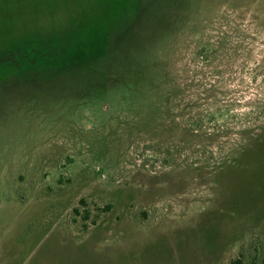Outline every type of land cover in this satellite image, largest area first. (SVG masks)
I'll use <instances>...</instances> for the list:
<instances>
[{"label": "rangeland", "instance_id": "374dc122", "mask_svg": "<svg viewBox=\"0 0 264 264\" xmlns=\"http://www.w3.org/2000/svg\"><path fill=\"white\" fill-rule=\"evenodd\" d=\"M0 264H264V0H0Z\"/></svg>", "mask_w": 264, "mask_h": 264}]
</instances>
